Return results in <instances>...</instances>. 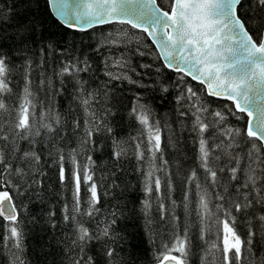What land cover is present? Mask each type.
<instances>
[{"label":"snow or ice","instance_id":"6c2138e0","mask_svg":"<svg viewBox=\"0 0 264 264\" xmlns=\"http://www.w3.org/2000/svg\"><path fill=\"white\" fill-rule=\"evenodd\" d=\"M30 2L25 0L22 7ZM45 5L60 24L75 32L112 26L95 49L108 51L104 58L108 82L154 87L131 75L144 74L133 63L135 57L141 58L140 69L176 74L177 111L182 123L190 124L186 130L197 144L198 168L185 176L181 202L192 219L181 225L177 201L171 198L174 185L162 139L168 124L155 119L153 108L141 95L134 97L128 111L139 126L136 135L122 141L107 121L112 109L106 104L100 109L93 106L99 96L107 98L110 89L101 93L88 87L82 73L91 72V58H66L54 73L61 87L55 88L51 78L39 85L60 95L65 85L72 84V99L83 112V123L73 119L78 143L66 148L68 138L60 134L65 130L63 114L53 104L37 101L31 79L34 61L25 59L24 83L14 93L11 59L0 46V220L10 264H26L16 198L35 197L43 203L46 163L56 167L62 186L69 181L67 165L72 166V203L62 209L63 221L74 229L70 264H98L89 254L94 241L101 243L105 264H117L114 226L121 213L115 209L99 219L100 189L107 192V186L104 177L96 178L93 153L103 148L97 134L112 140L113 160L131 154L137 161L144 215L148 216L155 199L160 219L170 223L169 238L161 239L154 252L156 264H189L193 228L203 243L201 264H264V255L253 252L254 237L259 233L264 239V214L257 215L256 207L264 208V0H45ZM37 26L35 19L17 23L21 44L34 39ZM119 49L123 50L114 55L112 50ZM40 51L43 64L47 49ZM144 57L154 62L144 63ZM159 91L168 93V85L161 82ZM6 96H15V103H7ZM213 100L223 103L214 107ZM230 117L242 126H233ZM160 173L168 177L166 182ZM54 216L48 212L51 228L58 226ZM240 221L248 229L245 236L238 230Z\"/></svg>","mask_w":264,"mask_h":264},{"label":"trees","instance_id":"16d2710c","mask_svg":"<svg viewBox=\"0 0 264 264\" xmlns=\"http://www.w3.org/2000/svg\"><path fill=\"white\" fill-rule=\"evenodd\" d=\"M25 5V0H0V46L2 50L9 54L11 67L10 87L14 93H19L22 89L23 68L25 59L34 61L31 72L33 89L37 94V101L53 104L65 118V130L60 134L68 138L66 148L76 147L78 137L72 132L73 119H79L83 123V112L72 99V84L64 86V91L60 95H53L54 88L47 90L40 88V81L51 78L55 88H60V79L54 75L58 71L61 63L66 58L84 59L90 57L89 63L92 65L91 72L82 73L88 81V87L99 90L101 93L110 89L109 95L98 97L99 103L93 106L97 109L105 104L112 109L111 115L107 117L108 123L113 127L116 137L122 141H127L129 136H135L139 127L134 120H131L128 111L134 97L139 94L154 110L155 119L162 124L165 122L168 127L162 133L164 159L168 161V173L173 180L174 190L171 198L177 201L176 213L181 218V225L189 222L192 217L187 216L182 207V197L184 195L185 176L193 169L198 168L196 161L197 144L195 137L186 130L190 124L182 123L179 117L176 104V96L179 94L176 87L177 76L175 73L165 70L162 75H158L154 69L145 70L139 68L140 57H135L133 63L137 70L144 73L137 76L132 73L134 79L142 80L146 84H154V87L140 88L130 85L127 82H108L104 75V58L108 51L97 52L96 46L107 35L112 26L97 28L88 32L80 33L63 27L46 8L45 0H31ZM10 17V19H8ZM35 19L38 22L34 39L27 44H21L17 35V23L24 20ZM51 45L52 47H49ZM25 51L21 52L20 49ZM41 48L47 49V55L43 57ZM119 50H112L114 55H118ZM144 63H153L149 57L143 58ZM161 82L169 87L168 93H161L159 87ZM9 104L15 103V96L5 97ZM222 101L213 100V106L221 105ZM101 115L104 113L101 111ZM233 126H242V122L235 121L230 117ZM96 140L103 145L102 150L93 153L96 161V178L104 177L101 187L102 201L99 207L102 212L99 219H103L107 213L119 209L121 213L116 225L118 240L113 246L119 256L117 264H156L154 252L161 239L167 240L170 235V223L160 219L158 211V201H151L152 208L146 217L142 211V201L145 199L142 185V176L137 171V161L129 154L119 162L112 159V140L106 135L97 134ZM64 143V142H60ZM27 147V145H25ZM38 147H41L38 145ZM131 152V149H129ZM45 160L47 156L45 154ZM71 164L67 165L69 181L67 186H62L59 182L58 172L55 166L45 164L46 175L43 178L42 196L43 203L35 197L29 199L28 196H17L16 203L20 207V227L24 233V257L26 264H70L73 252H70L72 245L73 226L65 224L62 219V209L65 204L71 205ZM162 181L166 182L168 177L163 173L159 174ZM203 176V171L200 170ZM118 185V187H113ZM166 191V190H165ZM85 195H87L85 191ZM155 196V194H153ZM192 199L195 200L193 194ZM165 202L171 207V200L165 196ZM257 215L264 214V208L259 205ZM53 211L55 216L52 220L58 225L56 228L49 226L48 212ZM95 228V225H91ZM238 230L245 236L247 227L243 221L238 223ZM4 229L0 220V264H10V253L3 246ZM246 238V237H245ZM192 253L189 257V264H201L203 256V243L199 240L195 229L192 233ZM155 241V243H153ZM111 243V241H109ZM253 252L264 255V239L258 233L253 239ZM89 254L93 255L98 264H105L107 257L103 255L101 243L92 242Z\"/></svg>","mask_w":264,"mask_h":264},{"label":"water","instance_id":"95a60500","mask_svg":"<svg viewBox=\"0 0 264 264\" xmlns=\"http://www.w3.org/2000/svg\"><path fill=\"white\" fill-rule=\"evenodd\" d=\"M52 14V13H51ZM53 15V14H52ZM53 17L59 22V20L53 15ZM62 25V24H61ZM63 26V25H62ZM64 27V26H63ZM66 28V27H65ZM68 29V28H67ZM71 30V29H69ZM73 31V30H72ZM90 31V30H89ZM88 32V31H87Z\"/></svg>","mask_w":264,"mask_h":264}]
</instances>
